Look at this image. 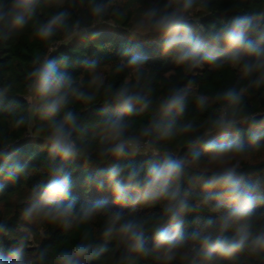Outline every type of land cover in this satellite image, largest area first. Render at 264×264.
<instances>
[{"label":"clouds","instance_id":"1","mask_svg":"<svg viewBox=\"0 0 264 264\" xmlns=\"http://www.w3.org/2000/svg\"><path fill=\"white\" fill-rule=\"evenodd\" d=\"M229 2L225 12L235 14L219 27L201 23L218 0L140 7L127 31L158 40L161 55L182 73L207 67L238 76L239 87L210 94L173 84L154 95L139 42L123 44L110 65L80 61L77 75L69 56L52 55L59 45L95 40L98 25H123L128 9L116 0H0V41L30 29L45 49L31 59L23 92L9 97L15 82L0 89V112L10 113L0 131V192L5 182L46 177L19 211L27 235L7 239L10 221H0V264H264V161L251 162L264 151V109L248 103L264 94V0L248 8L249 0ZM77 7L88 22L73 19ZM125 72L118 87L108 82V74ZM101 96L97 118L85 124L76 106ZM190 101L196 113L211 114L185 118ZM144 114L146 123L133 119ZM21 129L40 142L38 164L20 162L12 133ZM137 157L144 158L139 165ZM101 165L107 167L87 172L82 185L86 194H110L111 203L100 195L81 204L74 174ZM202 211L208 219H192ZM33 225L76 232L78 240L60 249L33 246Z\"/></svg>","mask_w":264,"mask_h":264},{"label":"trees","instance_id":"2","mask_svg":"<svg viewBox=\"0 0 264 264\" xmlns=\"http://www.w3.org/2000/svg\"><path fill=\"white\" fill-rule=\"evenodd\" d=\"M122 7L128 9V19L123 25L119 27H113L108 24L98 25L97 31L100 35L95 40H75L67 45H59L58 50L52 52V55L59 56L64 54L70 57L74 64V75L79 74L83 70V65L80 61L88 59H95L102 65H110L120 59V49L125 43L139 42L144 52L149 57V67L154 73V79L152 81V87L154 95H159L162 91H166L167 88L173 84H178L182 87L187 86L190 93H211L214 90L227 87L229 84H234L239 87L238 76L235 72L230 70L223 71H210L207 67L203 70H197L195 73L185 75L180 69L163 57L160 53L158 40L133 37L128 31L127 27L130 26L132 18L135 17L140 7L146 5L149 0H116ZM254 0H249V4H245L244 7L248 8ZM230 6L229 0H218L214 7L212 15L206 16L201 23L208 27L211 24H216L217 27L221 25V22L230 19L235 13H226L225 10ZM54 9H44L46 14ZM73 19L83 17L84 22H88L87 13L83 8H73ZM43 19V15L40 16ZM37 50L45 51L43 46L30 38V29L21 34H16L14 31L9 33V37L6 41H0V89H2L8 82H15V87L12 93H9V97L13 93L23 92V79L25 72L30 67V61L33 58ZM127 73H123L119 76H112L108 74V82L114 83L116 87L123 81ZM22 99V97H18ZM103 97L93 105H77V110L82 113V120L85 124L97 118L99 109L102 107L101 101ZM249 105L253 110L264 109V94H255L248 100ZM210 112L204 114H198L195 112L193 103L190 101L189 108L185 114V118L196 116L198 120H203L210 115ZM10 118V113L0 112V131L7 129V122ZM138 122L146 123L148 114L133 117ZM139 126V125H137ZM13 137L18 139L17 148L20 152V162L38 164L39 157L41 155L40 142L32 141V137L28 136L26 129H21L19 132L12 133ZM93 133L91 130L87 133V136L91 138ZM28 138H24V137ZM30 157L32 159H30ZM144 158L137 157L136 163L139 165ZM264 161V151L255 154L251 162L256 164ZM107 165H101L99 167H93L87 171L81 168L74 174V192L73 194L79 197L81 204H87L95 199L100 198V195L109 199L111 203L110 194H96L93 190L91 193L85 192L82 185L83 177L87 172H96L101 168H106ZM264 167V166H262ZM255 171V170H250ZM46 180V177L34 173L28 180L21 178L16 184H10L5 182V190L0 192V221L6 218L10 221L9 228L11 229L9 237L7 239L15 241L20 237L27 235V231L22 226V222L19 221V211L24 206V201L30 193L32 186L36 183ZM117 210L127 212V209ZM207 212H200L194 214L193 220H206L208 219ZM33 232V240L29 243L33 246L40 245L42 247H49L51 249H60L70 247L78 240V233H62L59 230L53 231L47 226L33 225L31 228ZM191 231V229H189ZM103 243V242H101Z\"/></svg>","mask_w":264,"mask_h":264}]
</instances>
